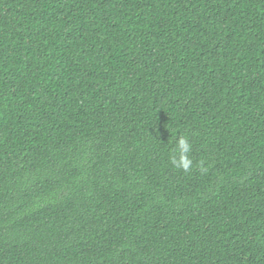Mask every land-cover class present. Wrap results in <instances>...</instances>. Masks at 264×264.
<instances>
[{"label":"trees","instance_id":"16d2710c","mask_svg":"<svg viewBox=\"0 0 264 264\" xmlns=\"http://www.w3.org/2000/svg\"><path fill=\"white\" fill-rule=\"evenodd\" d=\"M0 264H264V0H0Z\"/></svg>","mask_w":264,"mask_h":264},{"label":"clouds","instance_id":"9594fccd","mask_svg":"<svg viewBox=\"0 0 264 264\" xmlns=\"http://www.w3.org/2000/svg\"><path fill=\"white\" fill-rule=\"evenodd\" d=\"M191 148L192 146L186 137L179 138L176 143V148L174 149V152H178L179 159H177L176 156H172L170 158L172 165L182 169L184 172L190 171L193 162L188 154L191 152Z\"/></svg>","mask_w":264,"mask_h":264}]
</instances>
